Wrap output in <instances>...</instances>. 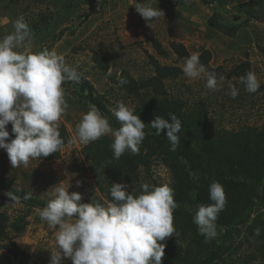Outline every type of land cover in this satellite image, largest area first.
<instances>
[{"label":"rangeland","instance_id":"obj_1","mask_svg":"<svg viewBox=\"0 0 264 264\" xmlns=\"http://www.w3.org/2000/svg\"><path fill=\"white\" fill-rule=\"evenodd\" d=\"M143 2L137 0V3ZM145 2L164 13L149 21L151 27L136 11L135 0H0V38L10 34L14 21L23 16L32 31V51L54 49L69 65L79 64L78 71L93 86V95L100 102L107 101L108 109L115 107L118 101L134 107L135 99H126L111 76H119L122 69L137 79L150 76L153 67L149 54L156 55L152 45L155 38L169 50L172 42L183 43L190 55L208 49L212 55L211 66L225 70L248 60L251 72L260 83L261 91L256 95L241 92L235 81L226 79L218 90H208L206 75L190 80L184 73L169 82V90L187 99L189 104L202 97L210 110L212 129L238 130L250 125L264 130V0ZM95 52L106 58L109 64L106 70L95 61ZM158 58L162 64H176L181 68L186 59H179L173 52L168 58ZM69 82L62 84L67 109L57 126H66L70 141L62 148L60 158L30 159L27 167L13 168L6 150L0 148V176L10 179L18 190L31 191L40 201L48 202L50 197L46 192L63 181L65 187L70 185L69 194L82 195V203L103 204L107 200L83 154L85 145L71 142L76 125L91 103L78 86ZM229 83L238 89L235 99L228 94ZM100 112L111 125L116 120L110 111ZM151 173L161 183L172 181L168 168L160 161H154ZM146 179L143 176L142 183ZM10 202L9 198L2 199L0 205V210L8 216V223L22 215L27 225L22 231L7 227L9 239L37 262L49 264L50 251L56 248V229H50L40 219L37 209L42 207L29 206L26 201L18 205ZM257 222L263 223L259 227L255 226ZM257 228L264 230V204L256 200L248 221L234 226L233 239L228 242L230 251L225 258L237 264H263L264 240L260 241L255 235ZM0 264L18 263L9 253L0 250ZM62 264H72V261L63 259Z\"/></svg>","mask_w":264,"mask_h":264},{"label":"clouds","instance_id":"obj_2","mask_svg":"<svg viewBox=\"0 0 264 264\" xmlns=\"http://www.w3.org/2000/svg\"><path fill=\"white\" fill-rule=\"evenodd\" d=\"M136 11L148 22L164 15L161 9L150 4L137 3ZM13 31L0 38V148L6 150L13 168L27 167L30 159L47 157L58 152L64 144L57 122L67 109L66 81L79 83L83 73L79 64L69 65L63 55L54 49L32 51V31L23 16L13 23ZM184 75L195 80L206 75L205 87L216 91L222 87L224 76L209 72L200 62L199 54L186 58L182 67ZM248 93H256L260 83L255 73L249 71L239 77ZM126 78L118 79V86L127 84ZM233 99L238 89L229 83ZM76 125L72 143L88 145L103 136H111L110 145L114 158L119 159L126 151L139 154L145 138L146 124L135 109L123 101L109 109L120 123L115 129L100 110L90 104ZM169 120L156 116L150 127L160 136L166 131L170 151L180 143L181 120L175 113H168ZM11 123L14 139L10 142L7 125ZM80 182L77 181V186ZM70 186V185H69ZM63 181L52 186L46 193L48 203L37 213L50 229H56V248L51 252L49 264H62L70 259L72 264H162L165 256L164 243L175 232L173 211L177 207L174 189L169 182L160 185L141 184V192L133 195L126 185L113 183L110 187L111 201L82 203L78 192L69 194ZM10 203L18 205L22 200L32 199V192L23 198L14 192H6ZM211 204H198L193 222L204 243L218 236L216 220L227 203L223 186L213 181L209 186ZM260 228L255 235H260ZM259 264V262H257Z\"/></svg>","mask_w":264,"mask_h":264},{"label":"trees","instance_id":"obj_3","mask_svg":"<svg viewBox=\"0 0 264 264\" xmlns=\"http://www.w3.org/2000/svg\"><path fill=\"white\" fill-rule=\"evenodd\" d=\"M152 45L156 55L149 54V62L153 67L150 76L137 79L126 69H122L117 77L111 76L113 84L126 99H135L134 114L139 115L146 124V135L139 146V154L126 151L119 159H115L110 147V136H103L85 145L83 154L90 162L98 188L107 201L112 199L111 184L122 183L126 185L127 191L138 195L143 176L147 177L144 183L157 186L162 184L151 173L154 161H160L168 168L172 178L170 187L174 189L177 207L173 211L175 232L161 242L166 245L162 264H237L225 258L230 251L228 242L233 239V228L248 221L256 200L264 204V130L250 125L238 130L212 129L210 110L202 97L189 104L187 99L174 95L169 90V82L182 76V68L176 64H162L158 58H168L172 52L179 59L188 58L189 51L183 43L178 42H172L169 50L156 38L152 40ZM211 58L208 49L199 54L200 62L209 72H215L217 79L223 74L226 80L235 81L241 92L248 95H256L261 91L259 88L256 93H248L239 82L240 76L251 71L248 60L225 70L221 66H211ZM94 59L103 70L109 67L106 58L99 53H94ZM120 77L126 78L128 83L118 86ZM69 83L78 86L92 105L109 112L107 101L97 100L93 95V86L84 75L79 83ZM63 84L68 85L67 81ZM169 112L175 113L182 122L178 134L180 143L175 151H170L166 129L158 136L155 134L156 130L150 127L156 116H162L171 123ZM112 127H120L117 119ZM11 128L9 123V142L14 139ZM58 131L64 141L61 149L47 157L36 158L37 160L52 161L60 158L62 148L70 141V134L64 125L59 126ZM213 181H218L223 186L227 203L216 220L218 236L210 243H204V237L198 233L193 222V215L198 204L212 203L209 199V186ZM9 191L21 198L27 193L13 187L10 179L0 176V205L2 199L8 198L5 193ZM26 203L43 208L48 202L32 197ZM17 218L13 223H8V216L0 210V250L9 253L18 264H41L9 239L7 227L22 231L27 225L25 217L21 215ZM262 223L254 225L260 227ZM260 230L261 241L264 240V230Z\"/></svg>","mask_w":264,"mask_h":264}]
</instances>
